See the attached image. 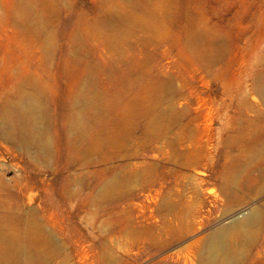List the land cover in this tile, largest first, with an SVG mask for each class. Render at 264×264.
Listing matches in <instances>:
<instances>
[{
    "label": "rangeland",
    "instance_id": "rangeland-1",
    "mask_svg": "<svg viewBox=\"0 0 264 264\" xmlns=\"http://www.w3.org/2000/svg\"><path fill=\"white\" fill-rule=\"evenodd\" d=\"M216 228L264 264V0H0V264H202Z\"/></svg>",
    "mask_w": 264,
    "mask_h": 264
},
{
    "label": "bare ground",
    "instance_id": "bare-ground-1",
    "mask_svg": "<svg viewBox=\"0 0 264 264\" xmlns=\"http://www.w3.org/2000/svg\"><path fill=\"white\" fill-rule=\"evenodd\" d=\"M256 217H257V213L255 211L249 212L245 217L244 222L241 224L250 225L255 220ZM236 223L237 222H234V225ZM224 231H225L224 228H216L209 234L204 246V256H203L202 264H224L227 262V260L226 261L222 260L219 257V254L222 251V246H223L222 239H223Z\"/></svg>",
    "mask_w": 264,
    "mask_h": 264
}]
</instances>
